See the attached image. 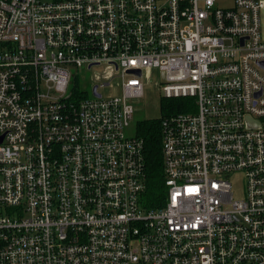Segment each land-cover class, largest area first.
<instances>
[{
    "label": "built area",
    "instance_id": "obj_1",
    "mask_svg": "<svg viewBox=\"0 0 264 264\" xmlns=\"http://www.w3.org/2000/svg\"><path fill=\"white\" fill-rule=\"evenodd\" d=\"M151 69L191 101L148 209ZM0 264H264V0H0Z\"/></svg>",
    "mask_w": 264,
    "mask_h": 264
},
{
    "label": "trees",
    "instance_id": "obj_2",
    "mask_svg": "<svg viewBox=\"0 0 264 264\" xmlns=\"http://www.w3.org/2000/svg\"><path fill=\"white\" fill-rule=\"evenodd\" d=\"M164 99V98H163ZM165 100V99H164ZM191 99L176 97L160 105L162 116L159 118L143 119L136 123V135L142 140L144 153V191L141 194L145 208H159L165 201L166 186L162 162V131L160 120L166 114L181 111L180 102Z\"/></svg>",
    "mask_w": 264,
    "mask_h": 264
},
{
    "label": "rangeland",
    "instance_id": "obj_3",
    "mask_svg": "<svg viewBox=\"0 0 264 264\" xmlns=\"http://www.w3.org/2000/svg\"><path fill=\"white\" fill-rule=\"evenodd\" d=\"M101 67L93 68L94 71L100 72ZM99 78L95 76L90 77V73L87 72L84 79L80 81V84L84 85V87L89 91L91 94V85L92 82H97ZM144 91L143 95L138 98L135 102L136 111L134 113V117L131 123V126L127 130V134H135V125L139 121L143 119H152V118H159L162 116V110L160 105L166 104L165 101H169V99H163L161 96V92L159 90L158 83L161 82L160 72L151 69L150 72L144 76ZM100 92L103 96L119 94V89L116 88L114 85L104 86L101 87ZM240 184L236 181H232V191L234 192V196L238 197L240 194Z\"/></svg>",
    "mask_w": 264,
    "mask_h": 264
},
{
    "label": "water",
    "instance_id": "obj_4",
    "mask_svg": "<svg viewBox=\"0 0 264 264\" xmlns=\"http://www.w3.org/2000/svg\"><path fill=\"white\" fill-rule=\"evenodd\" d=\"M131 72H133V73H135L136 75H138L140 72L138 71V70H133V71H131ZM95 89V88H94ZM98 95V94H97Z\"/></svg>",
    "mask_w": 264,
    "mask_h": 264
}]
</instances>
